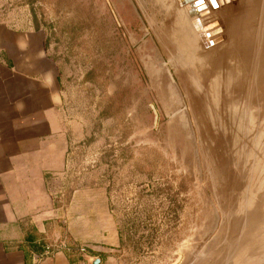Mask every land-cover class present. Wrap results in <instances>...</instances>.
I'll return each mask as SVG.
<instances>
[{
  "label": "rangeland",
  "instance_id": "374dc122",
  "mask_svg": "<svg viewBox=\"0 0 264 264\" xmlns=\"http://www.w3.org/2000/svg\"><path fill=\"white\" fill-rule=\"evenodd\" d=\"M194 1L9 0L62 78L52 243L89 217L108 264H264V0Z\"/></svg>",
  "mask_w": 264,
  "mask_h": 264
},
{
  "label": "crops",
  "instance_id": "0c3cea01",
  "mask_svg": "<svg viewBox=\"0 0 264 264\" xmlns=\"http://www.w3.org/2000/svg\"><path fill=\"white\" fill-rule=\"evenodd\" d=\"M0 0V264H108L116 234L79 218L87 253L54 246L53 187L68 167L62 78L43 28L22 22Z\"/></svg>",
  "mask_w": 264,
  "mask_h": 264
},
{
  "label": "built area",
  "instance_id": "2783aa9c",
  "mask_svg": "<svg viewBox=\"0 0 264 264\" xmlns=\"http://www.w3.org/2000/svg\"><path fill=\"white\" fill-rule=\"evenodd\" d=\"M54 246L61 247V248L67 249V250H75L77 252H80L81 254L87 253V247L85 245H80L75 249L74 247L70 246L69 244H66L65 242L46 243L45 246L43 247L44 253L50 252Z\"/></svg>",
  "mask_w": 264,
  "mask_h": 264
},
{
  "label": "water",
  "instance_id": "95a60500",
  "mask_svg": "<svg viewBox=\"0 0 264 264\" xmlns=\"http://www.w3.org/2000/svg\"><path fill=\"white\" fill-rule=\"evenodd\" d=\"M193 4L198 6L199 4H201V2H200V0H196V1L193 2ZM92 264H95V262L93 261Z\"/></svg>",
  "mask_w": 264,
  "mask_h": 264
},
{
  "label": "snow or ice",
  "instance_id": "6c2138e0",
  "mask_svg": "<svg viewBox=\"0 0 264 264\" xmlns=\"http://www.w3.org/2000/svg\"><path fill=\"white\" fill-rule=\"evenodd\" d=\"M201 3H203V0H200ZM213 3H215V0H213Z\"/></svg>",
  "mask_w": 264,
  "mask_h": 264
},
{
  "label": "trees",
  "instance_id": "16d2710c",
  "mask_svg": "<svg viewBox=\"0 0 264 264\" xmlns=\"http://www.w3.org/2000/svg\"><path fill=\"white\" fill-rule=\"evenodd\" d=\"M41 243H48V241H42Z\"/></svg>",
  "mask_w": 264,
  "mask_h": 264
},
{
  "label": "bare ground",
  "instance_id": "6f19581e",
  "mask_svg": "<svg viewBox=\"0 0 264 264\" xmlns=\"http://www.w3.org/2000/svg\"><path fill=\"white\" fill-rule=\"evenodd\" d=\"M213 0H210V2H212Z\"/></svg>",
  "mask_w": 264,
  "mask_h": 264
}]
</instances>
